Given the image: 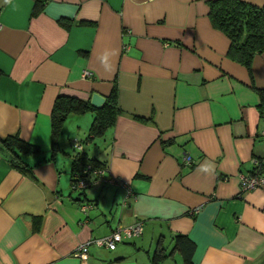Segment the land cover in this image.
Segmentation results:
<instances>
[{"label":"crops","instance_id":"obj_1","mask_svg":"<svg viewBox=\"0 0 264 264\" xmlns=\"http://www.w3.org/2000/svg\"><path fill=\"white\" fill-rule=\"evenodd\" d=\"M34 2L0 0V138L40 149L21 155L30 168L21 172L0 148V264H150L176 233L194 243V264H264V185L241 190L238 179L264 176V50L250 72L228 58L206 0H41L33 12ZM113 85V123L84 142L92 111L68 113L49 158L54 99L88 101ZM78 151L119 183L95 177L71 190ZM135 222L139 234L112 250L74 254ZM159 264L183 263L173 250Z\"/></svg>","mask_w":264,"mask_h":264},{"label":"trees","instance_id":"obj_2","mask_svg":"<svg viewBox=\"0 0 264 264\" xmlns=\"http://www.w3.org/2000/svg\"><path fill=\"white\" fill-rule=\"evenodd\" d=\"M206 4L210 26L220 31L228 39L226 56L250 72L252 58L264 50V6H257L244 0H206ZM40 5L41 0H35L32 11L38 10ZM257 93L259 95V113L264 117V89H257ZM87 110L92 111V118L84 142L101 136L104 129L113 123L115 115L119 111L116 103L115 85L104 97L99 108H94L88 101H82L73 96L60 95L54 99L49 114V158L58 150L57 137L65 116L70 112L82 113ZM0 148L6 153L10 166L21 172H28L30 169L22 160L21 155L40 153L38 146L25 142L15 135L0 138ZM85 166L89 168L85 172H81ZM99 166L102 164L96 158L88 157L81 151L76 152L70 165V185L79 175L84 176L87 180L91 178L90 180L93 181L96 176H93L90 170ZM258 171L259 169L255 172ZM85 188L78 189V191H83ZM71 190L75 189L71 188ZM173 250L180 253L183 264H194L191 259L194 243L186 235L179 233L172 236L170 251L165 253L160 245H155L149 257L150 264H159Z\"/></svg>","mask_w":264,"mask_h":264},{"label":"built area","instance_id":"obj_3","mask_svg":"<svg viewBox=\"0 0 264 264\" xmlns=\"http://www.w3.org/2000/svg\"><path fill=\"white\" fill-rule=\"evenodd\" d=\"M82 74L88 75L89 73L86 70H84ZM260 136L264 140V129L260 131ZM73 146L76 148H79L76 142L73 144ZM182 162L186 165H189L191 162V157L187 154H183ZM88 168H89L88 166H85L81 172H85V170ZM90 172L91 174H93V176L100 177L101 181H103L104 183L106 182L119 183V180L106 176L105 175L106 170L102 166L95 167L92 170H90ZM90 179L91 178H88L87 180L84 176L82 177L79 175L75 178V180L72 182L70 186L72 189H75V190L83 189L87 185L90 184V182L92 181ZM238 179H239V185H240L241 190H249V189L264 185V176H261L258 173L241 174L240 176H238ZM94 181L95 179H93L91 184L94 183ZM87 207H90V205L83 204L81 206V209L85 211ZM140 229H141V223L139 222H135L132 225L125 226V227L116 226L109 234L93 239V240H89L83 244H80L77 247L74 254L78 258L84 259L87 255V250L90 244L103 246L108 250H112L117 243L138 235L140 232Z\"/></svg>","mask_w":264,"mask_h":264},{"label":"clouds","instance_id":"obj_4","mask_svg":"<svg viewBox=\"0 0 264 264\" xmlns=\"http://www.w3.org/2000/svg\"><path fill=\"white\" fill-rule=\"evenodd\" d=\"M112 54L113 53L105 52L101 57H99L100 63L105 68L106 71L111 69L109 59H110V55ZM200 170L204 173H208L211 170V166L210 165L201 166Z\"/></svg>","mask_w":264,"mask_h":264},{"label":"water","instance_id":"obj_5","mask_svg":"<svg viewBox=\"0 0 264 264\" xmlns=\"http://www.w3.org/2000/svg\"><path fill=\"white\" fill-rule=\"evenodd\" d=\"M104 97L100 93L93 91L89 96V104L94 108H99L104 101Z\"/></svg>","mask_w":264,"mask_h":264},{"label":"rangeland","instance_id":"obj_6","mask_svg":"<svg viewBox=\"0 0 264 264\" xmlns=\"http://www.w3.org/2000/svg\"><path fill=\"white\" fill-rule=\"evenodd\" d=\"M93 146V144H91Z\"/></svg>","mask_w":264,"mask_h":264}]
</instances>
